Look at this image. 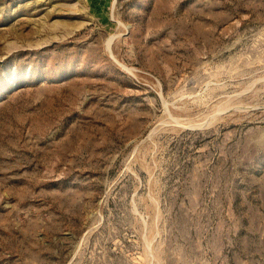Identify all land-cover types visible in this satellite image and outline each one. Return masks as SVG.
<instances>
[{"label": "rangeland", "instance_id": "rangeland-1", "mask_svg": "<svg viewBox=\"0 0 264 264\" xmlns=\"http://www.w3.org/2000/svg\"><path fill=\"white\" fill-rule=\"evenodd\" d=\"M0 264H264V0H0Z\"/></svg>", "mask_w": 264, "mask_h": 264}]
</instances>
